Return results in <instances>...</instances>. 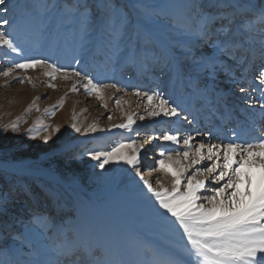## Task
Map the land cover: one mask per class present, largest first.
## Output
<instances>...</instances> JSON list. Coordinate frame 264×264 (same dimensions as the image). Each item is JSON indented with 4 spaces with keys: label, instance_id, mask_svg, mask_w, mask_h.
Here are the masks:
<instances>
[{
    "label": "rangeland",
    "instance_id": "1",
    "mask_svg": "<svg viewBox=\"0 0 264 264\" xmlns=\"http://www.w3.org/2000/svg\"><path fill=\"white\" fill-rule=\"evenodd\" d=\"M9 8L0 15L12 21L4 30L18 51L0 45V264H201L175 218L154 217L158 201L130 183L152 168L160 172L152 186L170 189L174 166L159 168L161 151L166 159L188 150L191 159L200 143H255L264 133V0H9ZM32 59L61 71L53 80L46 66L15 68ZM85 74L119 91L97 99L82 87ZM145 93L167 99L179 116L149 117ZM129 116L131 129L113 127ZM164 132L179 143L163 141ZM188 135L201 136L190 150ZM130 140L148 141L139 174L123 162L100 169L92 158ZM195 166L181 177L182 191ZM217 186L209 177L199 202Z\"/></svg>",
    "mask_w": 264,
    "mask_h": 264
},
{
    "label": "snow or ice",
    "instance_id": "2",
    "mask_svg": "<svg viewBox=\"0 0 264 264\" xmlns=\"http://www.w3.org/2000/svg\"><path fill=\"white\" fill-rule=\"evenodd\" d=\"M10 11L9 0H0V14ZM11 20L0 15V45L7 46L12 51H18L14 46L9 33L4 29L10 25ZM226 32L227 28H221ZM222 52L231 55L226 45H217ZM37 66H46L50 71L45 75L55 80V73L61 71L54 64H48L46 60L32 59L26 63H17L15 68L34 69ZM13 69L9 68L3 71L5 77L9 76ZM76 77L81 73L75 71ZM64 79H70L65 72ZM260 84L264 85V68L258 74ZM85 83L82 84L85 92L89 95L96 94L97 99H103V91L108 88L116 89L115 84H101L94 82L87 74L84 76ZM23 83V79L20 80ZM29 82L31 79L29 78ZM50 88H55V84H48ZM73 92L77 91L73 85ZM119 91V89H116ZM264 90V89H262ZM241 92L244 89L241 88ZM135 95L140 96L139 92ZM149 109V117H178L179 112L176 106H171L167 99L159 98L155 95L145 93ZM154 99L159 103L153 106ZM120 103L119 100L116 101ZM62 106V104H61ZM106 107V105H104ZM264 108V104L261 105ZM111 119V117H109ZM141 121L145 116L139 117ZM135 124L132 116H129L127 123L113 125V127L131 129ZM8 125L3 127L7 132ZM75 131L81 129L75 123L71 125ZM12 131H19L15 124L11 125ZM95 126H91L85 131H95ZM60 127L57 126L48 135L43 137L45 143L51 138L53 133H58ZM207 135V134H206ZM163 141L173 144L179 143V137L175 134L164 132L161 134ZM192 135L183 138V144L191 149ZM256 142L235 143L229 142L226 145H206L200 143L192 153L189 159V151H176V156L171 154L165 157V152H160V159L156 164L166 174L170 166L172 181L171 188L165 187L159 180L160 189L157 190L148 180H144L149 192L158 201L160 208L164 209L183 229L187 236L188 244L191 246V253L197 257L201 264H264V133L255 138ZM138 143L136 140H130L127 143H119L112 147L110 151L95 152L92 158L99 161V168L104 169L109 163H120L132 166L136 172L140 173V163L142 151L145 150V144ZM207 150V156L202 150ZM128 150V151H126ZM223 158V163L218 161ZM236 157H239L236 159ZM205 158L212 163L208 166L197 167L195 171L187 176L185 190H181V177L184 176L190 168L195 165H201ZM184 161H188L187 164ZM203 177V178H197ZM211 178L212 182L220 186L211 187L210 195H204L205 202H199L201 193L207 187V180ZM143 179V177H141ZM220 182H223L222 184Z\"/></svg>",
    "mask_w": 264,
    "mask_h": 264
},
{
    "label": "bare ground",
    "instance_id": "3",
    "mask_svg": "<svg viewBox=\"0 0 264 264\" xmlns=\"http://www.w3.org/2000/svg\"><path fill=\"white\" fill-rule=\"evenodd\" d=\"M262 67H264V64L261 66V68ZM248 90H245L244 89V92H247ZM242 93V92H241ZM83 119V118H82ZM73 123H75L76 125H77V127H79L80 128V126H81V124H82V121H81V116H75V117H73ZM72 123V124H73ZM92 124V123H91ZM83 125V124H82ZM73 131L74 132H76L75 131V129H73ZM196 138H201V136L200 135H195L194 136V139H196ZM154 156H155V152H152L151 153V155H147L146 156V160L147 161H150V160H155V158H154ZM202 165V164H201ZM201 165H196L195 167H200ZM160 172H158V171H155V170H153L152 168H146V170L144 171V174H142V176H140V177H137V176H135V175H133L132 176V179H131V183H130V189H132V190H136V191H138V192H144V193H148V194H152V193H150L149 191H148V189H147V186L144 184V180H148V181H150V179L151 178H153L156 174H159ZM122 172H121V170L120 171H118L117 172V174H116V181L117 182H119L120 181V179H121V177H122ZM141 177H143V179H141ZM116 185V184H115ZM46 191V190H45ZM205 191H207L206 189L205 190H203V192H205ZM46 195H47V197L48 198H52L53 196H52V193L49 191V190H47L46 191ZM202 195H204V194H202ZM127 203H131V201L129 200V201H127ZM138 205V204H137ZM133 206H135L134 204H133ZM143 206V205H142ZM135 207H138V206H135ZM164 212H165V210L164 209H162V210H160V209H155L151 214H153L154 215V217H158V218H160L161 216H162V214H164ZM150 213V212H149ZM126 222V221H125ZM83 261L80 259L76 264H81Z\"/></svg>",
    "mask_w": 264,
    "mask_h": 264
}]
</instances>
